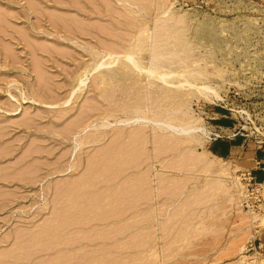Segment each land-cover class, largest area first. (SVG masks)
Returning <instances> with one entry per match:
<instances>
[{
  "label": "rangeland",
  "instance_id": "374dc122",
  "mask_svg": "<svg viewBox=\"0 0 264 264\" xmlns=\"http://www.w3.org/2000/svg\"><path fill=\"white\" fill-rule=\"evenodd\" d=\"M263 156L264 0H0V264H263Z\"/></svg>",
  "mask_w": 264,
  "mask_h": 264
},
{
  "label": "bare ground",
  "instance_id": "6f19581e",
  "mask_svg": "<svg viewBox=\"0 0 264 264\" xmlns=\"http://www.w3.org/2000/svg\"><path fill=\"white\" fill-rule=\"evenodd\" d=\"M166 1H167V0H166ZM162 4H163V3H162ZM161 8H162V7H161ZM170 14H172V13H170ZM172 18H173V17H172ZM176 19H177V18H175V20H176ZM178 20H180V21L183 20V19H182V16H181V19L178 17ZM178 20H176L177 23L179 22ZM182 31H183V30H182ZM137 52H138V51H137ZM104 53H105V52H104ZM134 53H135V52H134ZM131 54H132V53H131ZM131 54H128V55H129V56H128L127 53H126V56H128V58L132 59V60H130V61H133V63H134V60H133L134 57L132 58V56H133V55L135 56V54H132V55H131ZM101 55H102V58H103L104 55H103V54H101ZM122 55H123V54H122ZM99 56H100V55H99ZM105 56H106V54H105ZM124 56H125V55H124ZM122 57H123V56H122ZM98 58H99V57H98ZM128 60H129V59H128ZM135 60H136V59H135ZM136 63H137V62L135 61V64H136ZM138 63H139V62H138ZM105 64H106V61H105V60H104V61L102 60L101 63H99L98 65H96V67L100 68L101 66H103V65H105ZM110 64H111V63H110ZM132 65H133V64H132ZM137 65H138V64H137ZM146 71H149V75H150V74L153 73V72H154L153 74H155V71H156V70L153 71V70H150V68H149V69H147ZM83 72H84V71H83ZM150 72H151V73H150ZM157 72H158V71H157ZM157 72H156V74H157ZM160 73H162V72H160ZM157 75H158V76H156V77L161 76L160 78H164L166 74H165V75H163V74H162V75H161V74L159 75V72H158ZM153 76H154V75H153ZM166 76H167V75H166ZM179 76H180V75H179ZM149 77H150V76H149ZM165 78H166V77H165ZM80 79H81V78H80ZM80 79H79V80H80ZM155 79H156V78H155ZM102 80H103V79H102ZM198 88H199L200 90H201V89H204V88L210 89V90H212V91L215 93L216 96H218L216 90H213V89L210 88V87H205V86H202V85H201V86H198ZM199 89H198V90H199ZM206 91H207V90H206ZM199 93H200V91H199ZM201 93H202V92H201ZM208 93H209V92H208ZM206 96H207V95H206ZM215 98H216V97H215ZM186 123H187V122H186ZM189 123H190V122H189ZM181 124H182V123H181ZM187 124H188V123H187ZM196 125H197V124H196ZM180 127H181V126H180ZM169 128H170V126H169ZM192 129H193V130H194V129H196V130H197V129L202 130L201 133H203V131H204V129H203L202 127H200V126H189V125H184V124H182V127H181V130H182V131H187V130L190 131V130H192ZM204 132H205V131H204ZM209 134H210V133H209ZM199 135H202V134H199ZM207 135H208V134H207ZM202 136H203V135H202ZM204 136H205V135H204ZM205 137H206V136H205ZM209 138H210V137H209ZM201 162H202V161H201ZM208 162H209V161H208ZM223 181H224V180H223ZM222 187H224V185H223ZM218 189H219V188H218ZM220 189H221V188H220ZM228 189H229V188H228ZM228 189H227V190H228ZM231 198H232V197H231ZM237 198H238V197H237ZM236 200H237V199H236ZM231 202H232V201H231ZM251 210H252V209H251ZM261 218H264V216L261 217ZM242 220L246 222V221H250L251 219H249V216H248L247 214L243 213ZM260 220H262V219H260ZM262 221H264V220H262ZM259 224H260V223H259ZM263 224H264V222H263ZM239 241H240V239H239ZM243 246H244V245L239 246V248H238V253L241 255L240 260L243 259V258H247V255L242 254V252H243V250H244V247H243ZM255 255H256V254H255ZM258 256H260V255H258ZM256 257H257V256H256ZM257 259H258V258H257ZM262 259H263V258H262ZM242 261H243V260H242ZM244 261H245V260H244ZM252 262H254V261H252ZM263 264H264V263H263Z\"/></svg>",
  "mask_w": 264,
  "mask_h": 264
},
{
  "label": "built area",
  "instance_id": "2783aa9c",
  "mask_svg": "<svg viewBox=\"0 0 264 264\" xmlns=\"http://www.w3.org/2000/svg\"><path fill=\"white\" fill-rule=\"evenodd\" d=\"M243 176H244V179L248 182L247 184L249 186H251V188L253 189V191H259L261 194L264 193V182H257L256 179H255V176L252 174V172L244 173ZM245 202H246V205L248 207H252V208H264V202L261 203L260 205L256 206V204H255L256 201L255 200L252 201L249 191H248V193H246Z\"/></svg>",
  "mask_w": 264,
  "mask_h": 264
},
{
  "label": "crops",
  "instance_id": "0c3cea01",
  "mask_svg": "<svg viewBox=\"0 0 264 264\" xmlns=\"http://www.w3.org/2000/svg\"><path fill=\"white\" fill-rule=\"evenodd\" d=\"M264 157V156H263ZM258 163H260V162H264V160H263V158H260L259 159V161H257ZM262 167H263V169H264V163L262 164Z\"/></svg>",
  "mask_w": 264,
  "mask_h": 264
}]
</instances>
